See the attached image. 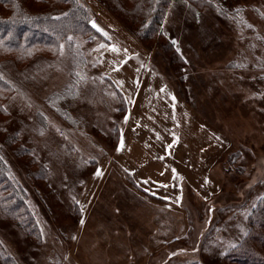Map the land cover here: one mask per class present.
I'll return each mask as SVG.
<instances>
[{"label": "rangeland", "instance_id": "374dc122", "mask_svg": "<svg viewBox=\"0 0 264 264\" xmlns=\"http://www.w3.org/2000/svg\"><path fill=\"white\" fill-rule=\"evenodd\" d=\"M217 1H170L159 31L178 56L142 40L108 0H79L107 38L72 36V53L64 44L23 69L0 61L12 88L0 137L28 151L6 153L38 231L30 239L0 212L15 264H227L264 199V0ZM154 99L177 102V119L158 106L125 120L131 101L144 112ZM125 125L126 156L116 151ZM152 131L176 148L179 172L205 174L204 197L185 185L181 202L159 209L128 187L116 164L159 157ZM30 158L45 178H29Z\"/></svg>", "mask_w": 264, "mask_h": 264}, {"label": "trees", "instance_id": "16d2710c", "mask_svg": "<svg viewBox=\"0 0 264 264\" xmlns=\"http://www.w3.org/2000/svg\"><path fill=\"white\" fill-rule=\"evenodd\" d=\"M108 1L107 5H110L142 40L153 41L156 37L166 42L163 48H166L171 56H178L173 45L166 41L159 31L171 0ZM207 1L210 0H205L206 3ZM80 5L83 4L80 2L76 4L71 0H0V61L8 59L16 68L23 69L36 57L57 56L60 44L70 47L72 53L73 43L67 40L68 36H81L87 39L97 37V32L91 27V13L84 5L83 7ZM64 13L68 15L64 16ZM11 93L12 88L8 83H0V124L9 115L5 102ZM2 133L5 134L6 131L0 125V134ZM19 148L14 135L8 134L4 139L0 137V212L30 239L38 240L37 226L27 206V194L11 175V166L7 160V150L15 158L27 155L26 149L21 152ZM28 160L29 178L32 180L45 178V168L41 164H36V169L32 170L35 163L31 158ZM223 261L227 264H264V199L258 201L247 213L246 230L233 248L224 254ZM0 262L15 264L1 243ZM187 264L201 262L195 259Z\"/></svg>", "mask_w": 264, "mask_h": 264}, {"label": "crops", "instance_id": "0c3cea01", "mask_svg": "<svg viewBox=\"0 0 264 264\" xmlns=\"http://www.w3.org/2000/svg\"><path fill=\"white\" fill-rule=\"evenodd\" d=\"M148 102L149 108H151L152 111L146 110L143 112L136 110L137 101H131L127 118L129 119L131 113L138 115L137 117H140L141 115L149 117L154 113L158 114L157 107L159 106L161 108V114H164L165 116L169 114L174 120L177 119V102L174 101L175 103L172 104V102L166 101L164 103H160L161 105H158V100L155 99L149 100ZM141 120L137 124H139ZM125 131L126 125L122 129L121 136V139H123V148L120 150L117 148L116 150L117 153H120L124 156H126V153H129V150L124 145V140H126ZM151 133L152 134L149 133V135H147V139H149L151 143L154 141V145H158V143H156V133L154 131ZM160 147L161 146L158 145V151L160 150L161 154L157 158L154 157L151 159L149 157H145L141 160L137 159V165L126 162L122 159V162L118 163L119 165L116 164L119 167V172L124 177L126 184H128V187L131 188L133 192H138L139 195H144V197L149 201L156 202L157 206H159V209L162 208L163 203L175 204L181 202V199L184 195L185 185H188L190 188H192L195 194L199 193V195L204 197L203 191L205 189V174L202 175L201 182H199L196 177L192 176V178H190V176L188 177L183 171L179 172V170L175 167L177 163L175 161L176 158H174L176 148ZM203 150L205 151V147ZM146 152L147 156L151 155L150 149L146 150ZM113 166L115 165H109V169H111L110 171L114 170L112 169ZM150 166L154 167L151 169ZM173 169H175V173H173ZM162 185H166L167 187H162Z\"/></svg>", "mask_w": 264, "mask_h": 264}, {"label": "snow or ice", "instance_id": "6c2138e0", "mask_svg": "<svg viewBox=\"0 0 264 264\" xmlns=\"http://www.w3.org/2000/svg\"><path fill=\"white\" fill-rule=\"evenodd\" d=\"M71 2L76 3V4H79V0H71ZM80 7H83V5H80ZM63 15L64 16H67L68 13H64ZM53 19H60V17H53ZM90 23H91V27L93 29H95L98 33H100L102 36H104L105 38H107V34L105 32H103V30L94 21H91ZM72 39H73L72 36H68L67 37V40L68 41H72ZM171 42H172L173 45H175L177 43L174 39ZM64 47H65L64 44H60L59 45V50H60L61 54H63ZM100 47L103 48V47H105V45L101 44ZM109 47H111V50L112 51H117V49L114 46H109ZM179 51H180L179 48H177V52H179ZM115 70H118V69H115ZM83 78L84 77L81 76V79H83ZM0 83H4V84L8 83L4 79L3 75H0ZM161 91H163V89H161ZM125 120L127 121V117L125 118ZM122 148H123V139H121V142H120V145L118 147V150H120ZM173 173H175V169H173ZM96 175L97 176L101 175L100 170H97ZM174 178H175V176H174ZM162 187H167V186L166 185H162ZM81 223H83V221H81Z\"/></svg>", "mask_w": 264, "mask_h": 264}]
</instances>
